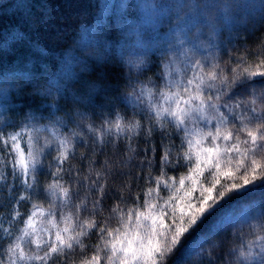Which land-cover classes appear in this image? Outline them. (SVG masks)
Returning <instances> with one entry per match:
<instances>
[{"label": "snow or ice", "instance_id": "obj_1", "mask_svg": "<svg viewBox=\"0 0 264 264\" xmlns=\"http://www.w3.org/2000/svg\"><path fill=\"white\" fill-rule=\"evenodd\" d=\"M183 19L163 47L129 54L126 62L137 73L128 78L131 91L117 98L119 108L99 126L85 113L47 123L30 114L16 123L7 118L8 90L0 88V184L19 188L6 219L0 205V264H166L174 251L187 252L201 234L229 222L231 201L249 185L264 184V57L248 61L241 54L225 64L200 27H178ZM209 27L215 34L210 19ZM153 52L160 55L156 79L141 80ZM64 91L58 82L47 94ZM154 131L160 135L159 175L150 171L157 147L142 149L147 163L137 166L143 174L136 180L146 187L132 194V185L123 184L130 195L120 193L105 216L102 201L112 194L106 193L107 176L115 174L82 176L70 156L78 146L89 150L81 160L97 149L135 153L136 138ZM177 165L188 175L164 199L161 187L176 183L166 169ZM82 187L95 198L82 196ZM41 198L47 208L37 202ZM260 220L254 238L230 251L228 264H264V214ZM93 237L95 243L87 242Z\"/></svg>", "mask_w": 264, "mask_h": 264}, {"label": "trees", "instance_id": "obj_2", "mask_svg": "<svg viewBox=\"0 0 264 264\" xmlns=\"http://www.w3.org/2000/svg\"><path fill=\"white\" fill-rule=\"evenodd\" d=\"M143 17L145 25L141 23ZM180 17L184 19L178 27H200L206 44L213 38L211 42L219 46L214 50L225 64L241 54L248 61H255L257 54L264 57V0H0V88L8 90L7 118L19 123L34 114L41 123H47L57 116L78 120V114L85 113L89 122L99 126L103 119L111 118L113 108H119L117 98L131 91L126 87L128 78L131 75L134 79L137 73L126 62L129 54L163 47ZM209 19L216 23L215 34ZM87 31H92V36L85 37ZM159 63V52L149 53L147 69L140 79L155 80ZM58 82L65 89L64 95L49 96L47 90ZM127 115L131 118V110ZM169 131L179 144L174 130L169 127ZM159 144L160 135L154 131L151 136L136 138L135 153L113 154V150L105 149V155L97 149L88 160H81V154L87 156L89 150L78 146L70 162L82 176L95 172L115 174V179L112 174L107 176L106 193L111 189L112 194L102 201L107 216L120 193L126 198L130 195L123 184L132 185V194L146 187L136 180L138 173L143 174L137 166L147 163L142 149L157 147L150 171L159 175ZM166 171L176 183L171 190L161 187L164 199L176 194L180 178L188 175L189 169L177 165ZM256 184L231 201L229 222L201 234L197 245L187 252L177 249L166 264H228L233 259L230 251L254 238L253 229L264 214V184L259 180ZM18 191L19 188L13 192L0 184L5 219ZM80 191L90 200L95 198L86 187ZM37 202L47 208V200ZM87 242L95 243V237Z\"/></svg>", "mask_w": 264, "mask_h": 264}, {"label": "rangeland", "instance_id": "obj_3", "mask_svg": "<svg viewBox=\"0 0 264 264\" xmlns=\"http://www.w3.org/2000/svg\"><path fill=\"white\" fill-rule=\"evenodd\" d=\"M144 19H145V18L143 17L141 23L145 25V22H144L145 20H144ZM91 33H92V31H87V33H85V37H89V36L91 35ZM91 36H92V35H91ZM45 219H47V217H45ZM38 226H39V224H38Z\"/></svg>", "mask_w": 264, "mask_h": 264}]
</instances>
